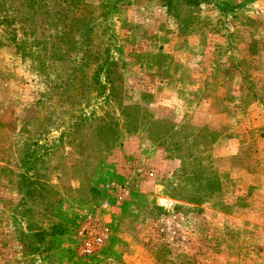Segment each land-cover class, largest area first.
I'll use <instances>...</instances> for the list:
<instances>
[{"label":"rangeland","instance_id":"rangeland-1","mask_svg":"<svg viewBox=\"0 0 264 264\" xmlns=\"http://www.w3.org/2000/svg\"><path fill=\"white\" fill-rule=\"evenodd\" d=\"M167 1L178 16H186L202 5L201 19L207 23L204 29L210 31L212 22L222 25L219 34L223 55L236 56L240 50L245 62L250 63L252 53L264 52V39L239 49L244 33L238 28L247 24L253 34L263 35L258 27L264 23V0ZM108 3L110 9L112 3L108 0H0V176H9L13 185L22 189L10 209L28 214L36 210L30 215L34 220L40 218L37 206L42 205L37 196L54 203L53 186L64 200L59 207L55 204L48 208L50 221L64 224L65 209L69 207L77 212L82 208L97 211L102 195L91 179L101 166H106L103 188L108 183L128 186L112 174L115 167L109 165V159L113 146L133 126L132 118L139 111L132 107L139 104L142 93L132 90L129 51L123 50L120 43L112 57L119 64L116 72L123 78V91L109 89L102 70V49L113 43L107 42L108 36L103 33L111 24L117 34L119 23L111 14L106 15ZM85 21L91 29L89 35ZM85 36L90 43L88 57L83 49ZM149 97L147 94L144 100ZM194 170V166L187 165L174 173L168 180L174 186L163 190L192 203L177 206L171 214L178 216L182 211L195 215L186 217V222L161 216L156 222L158 234L144 235L160 249L158 258L169 261L172 254L176 264H264V251L254 246L243 225L228 227L226 221L223 225L221 220H212L210 204L205 200L213 194L208 183L212 181L197 179ZM78 180L80 186H70V182L77 185ZM31 181L48 184L49 188H38L39 193L32 194L31 199L27 194ZM197 199L205 201L192 202ZM32 202L36 207L31 206ZM43 206L41 213L45 211ZM182 225L186 232L181 236ZM218 231L219 237L215 234ZM24 241L27 249L34 244L32 239ZM170 246L177 249L175 254ZM39 256L43 255L29 253L25 263L43 264ZM100 258L87 263L100 262ZM67 260L69 264L84 263Z\"/></svg>","mask_w":264,"mask_h":264},{"label":"crops","instance_id":"crops-1","mask_svg":"<svg viewBox=\"0 0 264 264\" xmlns=\"http://www.w3.org/2000/svg\"><path fill=\"white\" fill-rule=\"evenodd\" d=\"M202 14L200 5L186 16H178L167 0H126L120 7L116 36L122 49L129 51L132 90L142 93L138 103L148 106L168 132L160 140L154 139L148 124L143 123L147 127L142 124L119 138L109 165L115 167L112 174L118 182L128 185L124 201L116 202L104 190L106 166L92 176L91 184L100 188L102 201L110 200L104 216L114 223L108 252L94 264H176L172 254L169 261L159 259L160 249L144 235L158 234L156 222L161 216L186 222V217L195 215L171 214L177 206L191 202L164 191L174 186L168 181L170 176L192 165L189 163H195L197 179L208 178L213 189H220L205 197L212 220H221L223 225L226 221L228 227L243 225L254 246L264 251V52L252 53L250 63L240 50L236 56L223 55L222 25L212 22L210 31L204 29L207 23ZM238 28L244 33L239 49L264 39V23L258 27L263 35L253 34L247 24ZM147 94L150 97L144 100ZM180 129V140L194 130L189 144L178 154L165 141ZM192 150L196 159L183 158ZM131 162L142 170L132 168ZM70 184L80 186V181ZM57 191L59 207L64 197ZM20 195L9 176H0V264L27 262L21 233L27 232L29 218L10 209ZM65 212L64 230L49 237L50 250L39 256L43 264H69L68 258L75 263L72 253L78 244V224L89 215L103 214L70 207ZM184 229L183 225L179 229L181 236ZM219 233H215L217 237ZM171 251L175 254L177 249Z\"/></svg>","mask_w":264,"mask_h":264},{"label":"trees","instance_id":"trees-1","mask_svg":"<svg viewBox=\"0 0 264 264\" xmlns=\"http://www.w3.org/2000/svg\"><path fill=\"white\" fill-rule=\"evenodd\" d=\"M108 1H110L112 4H111V8L109 9V3H108L107 10L105 11V13H106V15L111 14V17L116 19L117 15L120 12V7H122L125 4L126 0H108ZM78 6H80V4L75 5V7H78ZM85 24H86V26L84 27V29L88 28L86 35H89V34H91V29H89V23H87L85 21L84 25ZM103 34H106V36H108L107 42H111V43H113V45H111L109 43V46L103 47V49H102V54L105 56L104 63L102 66V70H105L104 72H105L106 77H107V81H108L110 91H116V90L123 91V87L122 88L120 87V84L122 86L123 78L121 76H119L116 72V70L119 68V64L112 57V53L117 49L116 46L118 45V39L116 36V32L114 31L113 27H111V24H110L108 26V30ZM89 48H90L89 38L85 36L84 41H83V49H84V55L86 57H88L87 52H88ZM103 86L105 88H107V86H105V85H103ZM132 108H133V111L137 110L139 112L137 113V115H134V117L132 118V125L133 126L129 129H127L126 130L127 132L130 133V132L137 131L143 123L148 124V131H149V133H151V135L153 136L154 139L160 140L162 138V136H164L166 134V132H168V130H166L164 128V125L158 121L156 115L153 113V111L148 106L141 105V104H135V105H133ZM194 128H195V126H194ZM193 130H190V132H187L188 136H185L183 134L182 140H180L178 138V135H182V129L178 130V132H173L170 136V140L165 141L167 146L169 147V149L175 153H178V154L182 153V151L184 150V145L189 142L188 137L193 136L192 135ZM117 145H118V143H116V145H114L111 150L115 149ZM185 149H186V146H185ZM195 154H196V152L194 153V150H192L188 154H186V156H184L183 158H187V159L194 158V159H196ZM189 164H192V166H194L195 163H189ZM195 171L196 170L193 171L194 174H196ZM197 178H199V177H197ZM199 180H201V179H199ZM208 183L211 186V182L208 181ZM202 187L203 186L201 185V187H199L198 189L201 190ZM38 188L46 191L49 188V185L41 183L40 181L28 182L27 194L31 195V199L33 198L32 194H34L36 192L39 193ZM19 190L20 191L22 190L20 186H19ZM215 190L218 191L220 189H213V191H215ZM51 193L54 194V196L56 198L54 199V203L51 202L50 204L48 202H46V197H44L42 195L37 196L40 200H42L41 204L44 205L43 207L45 210L43 213H41L40 211L43 210L42 205L37 206V210L39 211V212L38 211L37 212H38V215L40 216V218L38 220H34L30 216V215H32V213H35L36 210H33V209L30 210V214H28L26 211L23 212L24 216H27L29 218V225L27 228V232H25V230H22L21 240L25 243V245H26V241H24L25 239H32V241L34 242V244L33 243L30 244L28 246V249L26 250V256L27 257L29 256V253L42 254L44 252H48L50 250V245H51V243L48 241L49 237L51 235L60 234L64 230V227L61 223H58L55 221H50V218L47 216L48 208L54 207V205L57 203L56 199L58 197V191H57L56 187H54V186L52 187ZM198 200L199 199H197L195 201L192 200V202H196ZM46 203H47V205H46ZM39 205H40V203H39ZM31 206L34 208V207H36V204L34 202H32ZM38 207H39V209H38ZM47 219L49 220L48 223H46ZM83 264H89V263L85 262Z\"/></svg>","mask_w":264,"mask_h":264},{"label":"built area","instance_id":"built-area-1","mask_svg":"<svg viewBox=\"0 0 264 264\" xmlns=\"http://www.w3.org/2000/svg\"><path fill=\"white\" fill-rule=\"evenodd\" d=\"M131 166L142 170L137 162H131ZM108 194L115 197L118 203L124 201L128 191L116 183H108L104 186ZM110 203L103 200L97 207V211H103L102 215H89L81 219L76 228L78 237L77 247L72 256L79 262H90L102 256L108 250V242L113 232L114 223L104 214L109 212Z\"/></svg>","mask_w":264,"mask_h":264}]
</instances>
